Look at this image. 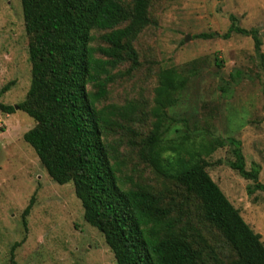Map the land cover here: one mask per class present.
<instances>
[{
  "label": "rangeland",
  "instance_id": "374dc122",
  "mask_svg": "<svg viewBox=\"0 0 264 264\" xmlns=\"http://www.w3.org/2000/svg\"><path fill=\"white\" fill-rule=\"evenodd\" d=\"M148 15L150 26L133 43L139 67L129 74L130 62L112 69L106 97L99 104L133 105L134 122L127 123L132 131H116L107 141L114 148L124 187L149 189L172 206L175 214L182 208L184 220H191L218 257L229 261L232 252L218 232L202 221L197 202L185 200L184 191L140 154L155 122L151 109L158 73L174 68L188 82L167 110L177 124L164 136L162 146L181 136L196 144L236 139L245 168L257 164L258 182L264 185V75L257 68L251 37L231 34L224 38L233 16L238 27L257 30L264 54V0H153ZM105 33L93 31L90 46L106 47ZM29 43L21 1L0 0V90L13 83L0 98L3 105L17 106L25 99L31 81ZM96 57L104 59L98 52ZM235 71L244 73L237 85L230 80ZM34 125L22 111L10 115L0 111V264H12L14 244H19L13 252L14 264H116L102 234L84 221L73 184L52 181L23 141ZM205 161L211 179L264 244V192L248 194L247 188L254 183L228 167L233 161L230 147L217 149ZM32 197L33 206L23 220Z\"/></svg>",
  "mask_w": 264,
  "mask_h": 264
},
{
  "label": "trees",
  "instance_id": "16d2710c",
  "mask_svg": "<svg viewBox=\"0 0 264 264\" xmlns=\"http://www.w3.org/2000/svg\"><path fill=\"white\" fill-rule=\"evenodd\" d=\"M20 1L25 31L30 36L31 81L24 101L17 107L35 123L23 135V141L34 150L52 181L73 184L84 221L102 234L115 263L264 264L260 236L206 171L205 159L228 146L233 156L228 167L254 183L247 188L248 194L264 192V185L258 182L259 166L245 168L240 141L212 139L196 144L181 136L162 146L164 136L177 124L167 110L176 104L188 82L174 68L158 73L151 109L155 122L140 156L181 188L185 200L197 202L200 218L218 232L233 257L221 260L201 230L191 220H184L182 208L175 214L161 196L144 187L126 188L121 181L114 148L107 137L116 131H132L127 123L134 122V107L99 104L106 97L112 69L130 62L129 74L139 67L133 43L151 24L148 10L153 0ZM230 22L224 38L231 34L251 37L257 68L264 75V54L257 30L238 27L233 16ZM93 31L106 32L102 36L106 47L90 46ZM97 52L104 59L97 58ZM243 76L241 71H235L230 80L237 85ZM12 84L0 90V98ZM0 111L15 113L14 106L1 103ZM33 203L34 197L22 213L23 220ZM18 246L14 244L11 249L12 264Z\"/></svg>",
  "mask_w": 264,
  "mask_h": 264
},
{
  "label": "water",
  "instance_id": "95a60500",
  "mask_svg": "<svg viewBox=\"0 0 264 264\" xmlns=\"http://www.w3.org/2000/svg\"><path fill=\"white\" fill-rule=\"evenodd\" d=\"M14 109H15V110H18V107H17V106H14Z\"/></svg>",
  "mask_w": 264,
  "mask_h": 264
}]
</instances>
